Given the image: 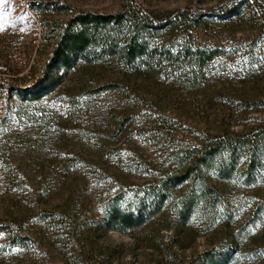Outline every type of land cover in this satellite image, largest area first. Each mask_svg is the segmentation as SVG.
I'll use <instances>...</instances> for the list:
<instances>
[{
	"label": "rangeland",
	"instance_id": "374dc122",
	"mask_svg": "<svg viewBox=\"0 0 264 264\" xmlns=\"http://www.w3.org/2000/svg\"><path fill=\"white\" fill-rule=\"evenodd\" d=\"M138 1L152 10L215 4ZM54 3L107 13L118 11L122 0H0V79L28 84L30 70L43 64L54 29L68 17L56 13ZM194 37L196 46L216 51L213 60L181 75L178 64L167 63L131 93L101 88L102 76L114 70L87 65L65 68V81L29 108L0 93V118H7L0 128V219L25 217L22 240L0 232V264L264 263L263 226H249L242 206L229 224L197 217L185 225L167 213L121 233L105 222L107 201L154 179L179 146L242 131L264 115V105L244 104L243 51L252 39L242 24L214 20ZM251 240L255 252L245 250ZM232 247L234 256L222 260Z\"/></svg>",
	"mask_w": 264,
	"mask_h": 264
},
{
	"label": "trees",
	"instance_id": "16d2710c",
	"mask_svg": "<svg viewBox=\"0 0 264 264\" xmlns=\"http://www.w3.org/2000/svg\"><path fill=\"white\" fill-rule=\"evenodd\" d=\"M208 2L195 11L191 6L152 10L138 0H122L118 11L107 13L75 11L54 3L55 12L68 17L54 29L47 58L38 69L30 70L28 84L1 78L0 93L5 92L8 102L16 98L27 108L35 106L65 81L63 70L76 65L112 67L115 74L103 75L101 88L131 93L138 81L161 73L167 63L178 64L181 75L189 73L190 65L213 60L216 51L196 46L194 31L226 19L242 24V31L252 39L243 51L248 81L244 104L249 109L264 105V0ZM31 6L37 11L34 3ZM6 120L0 118V128ZM241 206L249 226H263L259 235L264 242V115L242 131L222 130L202 143L179 146L166 157L154 179L119 191L107 201L105 222L121 233L167 213L185 225L197 217L229 224L238 216L235 208ZM24 226L25 217L19 214L0 219V232L16 242ZM246 227L244 234L252 235ZM254 247L251 240L245 250L252 252ZM232 248L220 258L233 257L237 249Z\"/></svg>",
	"mask_w": 264,
	"mask_h": 264
}]
</instances>
